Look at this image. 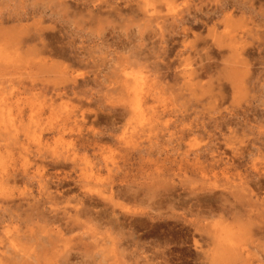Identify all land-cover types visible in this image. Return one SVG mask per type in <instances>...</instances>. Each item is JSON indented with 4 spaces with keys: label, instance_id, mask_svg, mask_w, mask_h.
Instances as JSON below:
<instances>
[{
    "label": "rangeland",
    "instance_id": "1",
    "mask_svg": "<svg viewBox=\"0 0 264 264\" xmlns=\"http://www.w3.org/2000/svg\"><path fill=\"white\" fill-rule=\"evenodd\" d=\"M0 165V264H264V0H0Z\"/></svg>",
    "mask_w": 264,
    "mask_h": 264
},
{
    "label": "bare ground",
    "instance_id": "2",
    "mask_svg": "<svg viewBox=\"0 0 264 264\" xmlns=\"http://www.w3.org/2000/svg\"><path fill=\"white\" fill-rule=\"evenodd\" d=\"M234 7H235V6H234ZM224 9H225V8H224ZM19 19H20V18H19ZM16 21H17V20H16ZM19 21H20V20H19ZM26 39H27V38H26ZM26 43H27V42H26ZM44 49H45V47H44ZM51 56H52V55H51ZM51 56H50V57H51ZM137 116H138V115H137ZM2 164H3V162H2ZM0 166H1V165H0Z\"/></svg>",
    "mask_w": 264,
    "mask_h": 264
}]
</instances>
